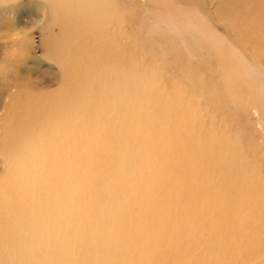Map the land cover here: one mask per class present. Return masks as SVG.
Wrapping results in <instances>:
<instances>
[{
	"label": "bare ground",
	"instance_id": "bare-ground-1",
	"mask_svg": "<svg viewBox=\"0 0 264 264\" xmlns=\"http://www.w3.org/2000/svg\"><path fill=\"white\" fill-rule=\"evenodd\" d=\"M52 1L76 15L62 25L67 47L53 48L59 88L17 91L51 80L16 74L0 83V157L11 182L0 180V264H221L239 253L245 229L229 213L259 207L253 220L264 222V190L240 202L228 175L214 178L212 168L234 163L237 149L212 167L218 141L196 136L193 97L169 93L154 105L136 89L115 85L110 93L102 75L112 43L100 32L113 15L109 0ZM74 17L80 22L70 26ZM110 106H118L115 117L104 114ZM206 222L216 230L201 251L203 241L193 239Z\"/></svg>",
	"mask_w": 264,
	"mask_h": 264
},
{
	"label": "rangeland",
	"instance_id": "rangeland-1",
	"mask_svg": "<svg viewBox=\"0 0 264 264\" xmlns=\"http://www.w3.org/2000/svg\"><path fill=\"white\" fill-rule=\"evenodd\" d=\"M109 2L113 15L108 14L100 32L107 34V46V38L112 43V62L103 66L102 75L110 93L115 85L136 89L154 105L165 103L169 93L193 97L192 102L201 110L196 136L206 132L205 136L214 135L211 139L218 141L212 167L237 149L234 163L212 168L214 178L228 175V190L240 202L249 199L253 191L264 190V0ZM72 9L61 8L52 0L0 3V83L16 74L25 81L51 80L42 85L23 83L17 91L40 96L59 88L53 48L67 47L71 39L69 28L64 31L62 25L70 15L76 16ZM78 22L74 17L69 25ZM89 35L97 48V37ZM29 41V49L24 51L22 44ZM81 41L78 37L74 40L76 46ZM129 49L132 54L128 56ZM125 70L128 77L123 75ZM24 96L21 92V98ZM177 105L185 107V103ZM117 110L118 106H110L104 114L115 117ZM36 158L42 170V156ZM5 167L0 157V180L7 183ZM259 175L263 178L257 180ZM239 209L229 213V220H242L245 230L236 237L242 249L221 264H262L264 235L252 237L250 231L264 230L263 221L253 220L260 208H242V214ZM249 214V219L238 218ZM205 226L206 230L193 239L203 241L201 251L209 247L216 230L207 222Z\"/></svg>",
	"mask_w": 264,
	"mask_h": 264
}]
</instances>
